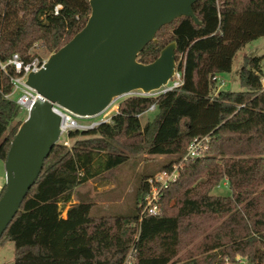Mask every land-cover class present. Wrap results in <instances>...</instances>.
<instances>
[{"label": "trees", "instance_id": "trees-1", "mask_svg": "<svg viewBox=\"0 0 264 264\" xmlns=\"http://www.w3.org/2000/svg\"><path fill=\"white\" fill-rule=\"evenodd\" d=\"M194 12L202 25L191 17L176 19L138 56L140 62L151 63L176 41L181 87L158 96L129 95L119 102L111 122L70 131L71 147L61 142L52 147L0 240V247L14 243L15 264H125L134 246L132 264H213L237 255L252 263L264 260L263 56L244 57L242 90L214 92V77L231 72L236 53L264 36V0H198ZM90 14V0H0V62L16 52L31 59L36 42L49 53L59 50ZM14 74L11 66L6 73L0 65L4 163L25 122L18 119L21 107L5 96L13 88ZM153 104L158 112L142 125L140 116ZM195 139H205L209 147L186 161L164 190L161 215L146 216L139 224L146 179L154 171L140 175L133 213L101 214L91 200L81 198L62 217L78 187L105 179L128 162L129 153L171 156L159 171L171 170ZM100 152L104 158L98 157ZM223 180L231 193L213 194ZM5 190L6 184L0 198Z\"/></svg>", "mask_w": 264, "mask_h": 264}, {"label": "water", "instance_id": "water-1", "mask_svg": "<svg viewBox=\"0 0 264 264\" xmlns=\"http://www.w3.org/2000/svg\"><path fill=\"white\" fill-rule=\"evenodd\" d=\"M198 0H90L85 26L27 85L41 96L18 131L5 163L6 190L0 198V240L38 179L44 161L58 143L61 116L54 106L81 117L103 113L117 99L135 91L160 90L177 71V42L172 41L151 63L138 60L157 33L181 17L202 21L194 12Z\"/></svg>", "mask_w": 264, "mask_h": 264}, {"label": "rangeland", "instance_id": "rangeland-1", "mask_svg": "<svg viewBox=\"0 0 264 264\" xmlns=\"http://www.w3.org/2000/svg\"><path fill=\"white\" fill-rule=\"evenodd\" d=\"M43 52L47 56H50L52 54L45 49L43 50ZM245 55L263 56L262 67L264 71V36L249 42L245 47H243L236 53L234 58V68L231 72L219 73L221 77L226 80V85L223 86V89L234 91L242 90L239 72L241 68V62ZM218 90H220L219 85L216 86V90L214 92L217 93ZM135 93H138V91H136ZM125 97L117 99L112 107L107 109L104 113L90 118H80V122L89 124L92 121L100 120L103 116L107 117V119L110 117L112 118L113 115L118 112L119 102ZM157 112L158 109L155 108L152 111L148 110L143 113L140 116L142 125H145L148 121L154 119ZM26 118L27 112L21 110L18 119L21 121H25ZM110 121H112V119H110ZM65 141L69 143V147H71L74 143V139H70L66 134L60 136L58 140V142L61 143H64ZM129 156L130 159L128 160V162H126L123 166L113 171L112 173L105 174V179L101 177L91 179L85 185L78 187L74 199L78 201L81 198L91 200L95 205V211L101 212V214L126 215L133 213L135 209L134 193L137 186L139 185L140 175L151 173L154 171L155 173L158 172L160 166L164 163H167L171 156L151 155L148 153H129ZM98 157L104 158V153H98ZM212 193L216 195L230 194L231 192L227 180H223L216 187H214L212 189ZM69 204L63 207L62 217H64L65 211ZM198 241L199 239L196 241V243ZM193 244L185 248L180 253L179 257H184V253H186L187 250L193 246ZM14 250L15 245L11 241L1 246L0 264H15ZM200 256L198 255V257ZM133 260L134 258H132V261Z\"/></svg>", "mask_w": 264, "mask_h": 264}, {"label": "built area", "instance_id": "built-area-1", "mask_svg": "<svg viewBox=\"0 0 264 264\" xmlns=\"http://www.w3.org/2000/svg\"><path fill=\"white\" fill-rule=\"evenodd\" d=\"M61 5H57L56 13H58ZM44 47L36 42L30 50L32 53V58L27 59L24 55L16 52L5 62H0L1 68L4 72L9 73V66L14 69L15 74L11 75V81L13 84L12 90L7 93L5 96L13 101H15L22 110L27 112V117L31 112L35 102L41 98L40 94L32 87L28 86L26 81L30 73L37 72L43 68L49 56L45 55L43 52ZM217 79V76L214 77ZM183 84V75L180 71H176V75L172 78L169 83L163 86L160 90L154 91L150 94H145L142 91L138 93L133 92L131 95H141V96H158L164 94L168 91L175 90L181 87ZM135 93V94H134ZM156 94V95H155ZM156 104H153L149 110H154ZM54 110L61 116V134L67 135L70 131L75 130H89L98 127L104 122H111V117H102L100 120L92 121L91 123H81L80 118H90V117H81L77 116L71 111L55 105ZM98 116V115H97ZM106 116V115H105ZM67 119V122L64 124L63 120ZM207 139V138H205ZM205 139H195L192 141L183 156L182 160L175 164L171 170H160L153 175L149 176L146 179L148 186V191L143 197L141 203V211L139 215V224L143 221L146 216H159L163 212V192L167 189L171 183L177 180L180 170L185 166L186 161L193 159L199 156H202L208 149V144L205 143ZM66 145H69L67 141L64 142ZM139 233L135 235V238L138 239ZM136 252L135 246L131 249L125 264H131L132 258ZM213 264H264V260L258 263H252L246 256L237 255L234 258L224 257L221 262H214Z\"/></svg>", "mask_w": 264, "mask_h": 264}, {"label": "crops", "instance_id": "crops-1", "mask_svg": "<svg viewBox=\"0 0 264 264\" xmlns=\"http://www.w3.org/2000/svg\"><path fill=\"white\" fill-rule=\"evenodd\" d=\"M246 46V45H245ZM244 46V47H245ZM241 50V49H240ZM245 56H249V55H245ZM244 56V57H245ZM244 57H243V59H244ZM235 58V57H234ZM242 62H243V60H242ZM242 62H241V64H242ZM233 68H234V61H233ZM233 68H232V70H233ZM217 76V81H218V85H219V88L220 89H223V86L224 85H226V80L225 79H223L222 77H221V75L220 74H218V75H216ZM5 178H6V168H5V163L2 161V160H0V193H1V191H2V189H3V187H4V185L6 184L5 183ZM79 201L78 200H76V199H74V197H73V200L70 202V204H69V206L67 207V209H66V211H65V214H64V217L63 218H67V212H68V208L70 207V205L71 204H75V203H78Z\"/></svg>", "mask_w": 264, "mask_h": 264}, {"label": "bare ground", "instance_id": "bare-ground-1", "mask_svg": "<svg viewBox=\"0 0 264 264\" xmlns=\"http://www.w3.org/2000/svg\"><path fill=\"white\" fill-rule=\"evenodd\" d=\"M113 104H114V103H113ZM113 104H112V105H113ZM112 105H110L107 109L111 108ZM107 109H106V110H107ZM106 110H105V111H106ZM105 111H104V112H105ZM104 112H103V113H104ZM101 114H102V113H101ZM99 115H100V114H99ZM77 116H78V115H77ZM66 122H67V119H64V120H63V123L65 124Z\"/></svg>", "mask_w": 264, "mask_h": 264}]
</instances>
